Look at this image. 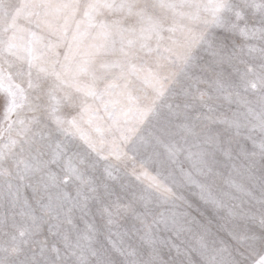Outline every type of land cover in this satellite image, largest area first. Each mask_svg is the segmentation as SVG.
Returning <instances> with one entry per match:
<instances>
[{
	"label": "rangeland",
	"instance_id": "rangeland-1",
	"mask_svg": "<svg viewBox=\"0 0 264 264\" xmlns=\"http://www.w3.org/2000/svg\"><path fill=\"white\" fill-rule=\"evenodd\" d=\"M19 2L0 0V23L16 14ZM262 17L264 12L247 8L249 24ZM261 62L259 56L248 61L253 68ZM166 84L157 99L150 83L132 82L146 115L140 120L130 116L135 131L126 147L129 155L120 160L101 159L79 137L58 133L45 112L30 110L31 96L9 120L0 119V264L264 261L261 93L249 88L228 98L201 84L206 92L201 100L184 77ZM64 114L70 115L69 110ZM209 116L232 123H214ZM130 157L138 168L144 165L140 181L127 174L133 166ZM153 179L170 187L175 197L165 202L153 193L145 207L133 193L139 197ZM191 181L206 185L235 215L204 204ZM129 204L134 211L117 207ZM173 213L179 230L155 222Z\"/></svg>",
	"mask_w": 264,
	"mask_h": 264
},
{
	"label": "snow or ice",
	"instance_id": "snow-or-ice-1",
	"mask_svg": "<svg viewBox=\"0 0 264 264\" xmlns=\"http://www.w3.org/2000/svg\"><path fill=\"white\" fill-rule=\"evenodd\" d=\"M249 7L264 12V0H20L16 14L0 23V119L9 120L31 96L30 110L45 112L58 133L79 137L101 159L120 160L135 131L130 116L146 115L134 80L150 83L157 99L166 81L179 77L193 82L201 100V84L228 98L251 88L264 99V17L249 24ZM257 56L262 62L253 68L248 61ZM258 119L264 125V113ZM130 158L127 174L140 181L144 165ZM191 182L204 204L235 215L206 185ZM153 193L165 202L175 197L153 179L133 199L147 207ZM117 207L134 211L131 204ZM155 222L180 228L175 213Z\"/></svg>",
	"mask_w": 264,
	"mask_h": 264
}]
</instances>
